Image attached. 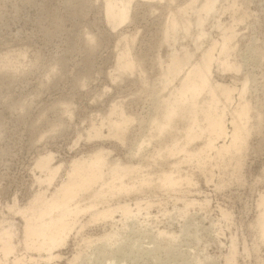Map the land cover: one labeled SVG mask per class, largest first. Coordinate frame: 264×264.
Instances as JSON below:
<instances>
[{
  "label": "rangeland",
  "instance_id": "rangeland-1",
  "mask_svg": "<svg viewBox=\"0 0 264 264\" xmlns=\"http://www.w3.org/2000/svg\"><path fill=\"white\" fill-rule=\"evenodd\" d=\"M191 1L135 0L131 20L113 29L106 20L104 0H0V58L14 55V60L10 57L13 68L9 64L3 69L0 62V263L23 258L26 264H230L235 242L236 264H264V241L256 226L258 200L264 193V0H219L218 12L206 17L204 30L195 24V12L203 1L199 0L185 9L192 21L190 35L178 31L167 42L164 32L170 10L184 8ZM201 32L206 36L197 44ZM230 32L236 36L226 51L220 53L219 47L215 51L212 78L236 88L248 80L245 98L251 104L248 125L253 132L241 159L234 149L222 155L206 149L202 158H196L194 154L212 134L207 136V132L185 146L190 119L183 120L180 112L174 115L177 120L167 127L176 129L165 128L167 133L154 121L163 120L162 102L180 86L197 55ZM89 36L95 39L93 47ZM126 37L138 60L130 73L118 79L116 59ZM187 51L195 52L193 62H182L180 74L167 84L160 61ZM227 61L238 67L228 69ZM160 95L167 98L162 101ZM208 99L207 91L196 98L201 112L207 110ZM239 99L236 92L233 108ZM154 103L163 108L157 111ZM115 104L134 118L125 133L127 139L107 138V124L105 136L96 137L93 124L107 122ZM215 107L219 110L223 105ZM154 111L160 113L156 116ZM198 113L202 124L203 112L201 117ZM113 116L124 118L118 113ZM231 118L227 111L230 133ZM142 140L145 146L136 154V143ZM224 143L230 139L216 141L217 146ZM181 144L186 151L167 153L168 147L181 148ZM99 149L107 153L109 162L130 167L129 174L114 182L135 189L93 206L90 195L81 193L71 205L79 208L78 214L65 216L68 227L61 244L41 245L42 238L29 241L24 232L26 220L37 217L40 210L29 209L33 199L43 193L49 200L66 179L72 161ZM46 155L52 156L53 166L60 167L51 183L49 172L37 165L38 158ZM237 157L244 165L233 174ZM164 171L182 179L181 186L161 187L159 177ZM110 180L108 174L105 182ZM102 186L107 187L104 180L93 184L94 188ZM124 206L128 212L122 210ZM8 229L10 238L3 233ZM8 244L13 247L6 252Z\"/></svg>",
  "mask_w": 264,
  "mask_h": 264
},
{
  "label": "bare ground",
  "instance_id": "bare-ground-1",
  "mask_svg": "<svg viewBox=\"0 0 264 264\" xmlns=\"http://www.w3.org/2000/svg\"><path fill=\"white\" fill-rule=\"evenodd\" d=\"M104 1H105V12H106V18H107L106 20L109 22L108 24L112 25L113 29H118L119 27L126 24V22L131 20L130 11L132 8V4L135 0H104ZM198 1L199 0H192L191 1L192 4H189L188 6H185L184 8H176L174 10L171 7L172 3H170V5H171L170 7L172 8L170 10V12L171 11L172 12L170 14L171 16H169L170 17V19L168 20L169 24H168V26L166 25L167 28L165 27L166 29L164 32V38L167 42L170 41V38L175 33L179 34V33H177L178 31H182L185 34V36L191 32L190 29L192 26V21L190 20L191 19L190 17H189L190 19L187 18L189 15L188 14H187L188 16L186 15L185 9L188 8L190 5L196 4ZM218 1L219 0H203L202 4L200 6H199L200 3L198 4V6H199L198 13L195 12L197 14V15H195V16H197V20L195 21L196 22L195 24L198 27L200 26V28H201L202 25L204 26V20L207 19L206 18L207 16L209 17V15L213 14L214 12H218V11H216L217 6L219 4ZM205 23H206V20H205ZM202 28H201V30H202ZM203 30H204V28H203ZM202 32H204V31H202ZM202 32L200 33V36L196 39L197 44H199L198 40H200L201 36L202 37L206 36V34L202 33ZM180 35H181V32H180ZM182 36H184V35H182ZM235 36H236V34L234 32L224 33L220 42L217 40L213 41L208 49L204 50L201 54H199V56L197 55V60L194 61V64H192L193 66L189 65V68L187 69L188 71H186L184 73V75L182 76V78H181L182 81L180 82V86L178 88H176V91H174V92L172 90L170 91V95H171V92H173L172 93L173 96L171 95V97L169 98L170 95H167L168 99H165L167 97L164 95L163 99H165V100L163 101V99H162L163 96L160 95L161 99L163 101L162 104H164L163 105L164 108L161 107V108H163V110H162L163 111V114H162L163 118H161L163 120L158 121L157 123L154 121V123L156 124V127L158 126L157 128H159L161 131H163V129H165V128L168 129V127H170L169 124H171L173 121L175 123V121L177 119L176 120H174V119L176 117H178V116H176V114H179V112H180L181 113L180 117L184 118L183 120H186L187 118L191 120V122L188 121L189 124H191L189 126V128L187 127L188 128L187 129L185 127L187 129V131H185L186 132V137H185L186 139L185 140L187 141V142L185 141L186 142L185 146L187 144L190 145L193 141L200 138L202 135L206 134L207 132H208L207 136H208V134H212V137H210V138L207 137L208 140L206 139L204 146L198 151V153L194 154V156L196 158L197 157L200 158L201 156H203V154L206 153V149H208V150L216 149L220 155H222V153L226 154L227 152H230L231 150L234 149L236 152V155L240 158V156L243 154L242 151L246 148V145L249 142L251 132H253V131H251V129H249V125H248L250 118H251V112H252L251 104H250V102L246 101V98H245V96H246L245 94L247 92L248 80L243 82V86L241 88H236V87H233L230 85H225V84H220L218 82H214L213 78H212V76H213L212 66H213L214 60H216L215 51L218 49V47L221 50L220 53L226 51ZM173 38H174V36H173ZM125 39H126V41H125V46L123 47V52L119 53L117 55V59H116V69L118 70L117 71L118 75H116L117 77L116 76L115 77L118 79L120 77L123 78L122 75L124 73H127V72L130 73L131 69H133L137 65L136 61L138 60V59L135 60V58L132 56L131 49L129 48L128 38L126 37ZM131 39H133V38H131ZM93 40H95L93 37H91V36L87 37L88 44L91 45L90 47H93V44H95V41H93ZM131 41H133V40H131ZM130 44H131V42H130ZM90 49L93 50L94 48H90ZM25 52H24V54H25ZM20 53H21V51H20ZM22 55H23V53H22ZM4 56L5 57H2V59L0 58L1 59L0 60L1 65H2V63H3V66L5 65L3 67V69H5L6 66H9V64L12 62L11 59L14 57V55H13V57L10 56L11 59H10L9 55L8 56L4 55ZM89 56H90V54H89ZM89 56H88V58H89ZM195 56H196L195 52L194 53L188 52V51L183 52V53L175 52L172 54L170 59H168L166 62H163L165 60H163V61L159 60L160 63L162 62L161 63L162 65H160L161 66L160 69L162 68L163 70H162V73L161 72L160 73L163 75L164 81H166L167 84L171 83V81L176 76H178L180 74V72L182 71V62L185 61V62L191 64L193 62L192 60ZM12 60H14V59H12ZM12 63H14V61ZM1 65H0V67H1ZM236 65L231 63L230 61L225 62V66L229 67L228 69H232V68L234 69V68L238 67ZM12 66L13 65H11L10 67H12ZM16 67H15V69H16ZM12 68H11V71L14 72L12 70ZM237 70H239V68ZM3 71L4 70H2V72ZM112 77H113V75H112ZM143 80H144V78H143ZM166 87H168V86H166ZM154 88H152V89H154ZM155 91H153V92H155ZM203 91L208 92L209 99L206 103L204 102L205 105L207 104L206 105L207 110L206 111L203 110L202 111L203 113H202L200 111L201 109L199 108L200 106H198L199 104L196 101V98ZM236 92H238L239 98H240L239 100H241V101H239L240 103L237 107L233 108L232 105H233V101H234V94ZM187 93H189L190 97L187 96ZM156 95H158V94H156ZM158 97H159V95H158ZM157 98L155 97V99H157ZM244 98H245V100H244ZM158 99H160V98H158ZM217 103H222V105H223L222 109L218 110V108L215 107V105ZM154 104H156V103H154ZM157 104L160 105V103H158V102H157ZM159 105H157V107H156L157 111L159 109H161L158 107ZM67 106H69V104L67 105V103H66V107ZM201 108L203 109V107H201ZM227 111H229L230 114L232 115V118H231L232 121L231 122L233 124L232 125L233 129H232L231 133L229 132L230 130L228 131V126H227V122L225 119V115H227ZM154 112L156 115V111H154ZM198 112H200V117H201V113L203 115L202 120L204 119L205 122L203 121L202 124L199 122L200 120H199V113ZM116 113H118L119 115H123L124 118L123 119L113 118L114 117L113 115H115ZM159 113H157V115ZM174 115H175V118H174ZM159 116L161 117V115H159ZM159 116H158V118H159ZM258 118H261V117H258ZM133 119H134L133 117L126 115V112L122 108L121 105L116 106V104H115L114 107L112 108V112L108 118V121L107 122L103 121L100 124H93L92 129L94 130V134L96 137H104L105 136L104 126L107 124L108 130H109V133L107 134V138L108 137H110V138L114 137L115 139L121 138V140H122L123 136H125V133H127L128 125H130L129 123ZM149 120H150V118H149ZM178 120H181V119H178ZM137 122H139V121H137ZM183 122H185V121H183ZM186 122H187V120H186ZM260 122L261 121H259V123ZM131 123H133V121ZM150 123H151V121H150ZM154 123L152 122L151 125H155ZM148 127H149V125H148ZM171 127H173V126L171 125ZM174 127L169 128V129L172 131L173 129H176V127L175 128ZM130 128H131V126H130ZM185 128H184V130H185ZM154 129H155V126H154ZM166 129H165V131L167 133ZM161 131H158V135H160V136H161V133H159V132H161ZM145 132H146V130H145ZM162 134H164V133H162ZM170 134H174V133L170 132ZM142 135H144V134H142ZM145 135L147 136V134H145ZM127 136L128 135L126 134V136H125L126 139H127ZM125 137H124V139H125ZM144 137L145 136H143V138ZM220 138H229L230 143L229 144L224 143L220 146H217L216 141L219 140ZM201 139H202V137H201ZM146 140H142V142L136 143L137 144V146L135 147L136 152L134 151L136 154L141 153V151L143 150V148L145 146ZM225 140L226 139H224V141ZM156 142H158V141L156 140ZM164 142L165 141H163V143ZM177 144L179 145V143H176V145ZM164 145H166V144H164ZM166 146H168V145H166ZM185 146H183L181 148H180V146H179V148L173 147V146H172V148L168 147V149H166V151H167V153H170V155L171 154L174 155V154H177V152L179 153L182 151L183 152L186 151L187 149ZM163 148H164V146H163ZM161 149L159 151H161ZM157 153H159V152H157ZM163 153H164V151H163ZM160 154H162V152H160ZM230 154H231V152H230ZM232 154H234V157H235V153H232ZM146 157H148V156H146ZM238 157H237V159L235 158L237 161L234 159L235 162H237V163L235 166V170H233V174H234V171L236 172V170H238V169H240V167H242L241 165H244L241 163L243 160L241 161L240 160L241 158L239 159ZM164 158H167V157H164ZM38 159H37L38 160L37 165L39 167H41L42 169H46L49 172V176L47 178V181L49 183H51L56 178V175L58 174L60 167L53 166V164H52L53 158L51 155L42 156ZM149 159L151 160V158H149ZM149 159H147L148 162H149ZM231 159L233 160V158H231ZM234 160H233V162H234ZM130 171H131L130 167H125V166H123V164H121L119 162L118 163L109 162L108 155L103 149L96 150L94 153L90 154L87 157H82V158L73 160L72 164L70 166V169L67 172L66 179L63 180L58 191L55 192L49 200H47L45 198L43 193L37 195L33 199L34 203H33L32 207H30L29 209H38L40 207V210L38 211L37 217L35 216L33 218H29L26 220V226L24 228L25 229L24 232L26 234L25 236H27V239L29 241L30 240L32 241L33 239H37V238H42L43 242L41 243V245L45 244V243L49 244L50 246H56V245L61 244L64 241L63 234L66 232L67 227H68V221L65 219V216L67 214L77 215L79 212L78 207L72 208V206H71L74 203L76 197L81 193L82 194L88 193V195H90V196H88V198L89 199L91 198V200H90L91 206H93L92 204L96 205L101 201H104V200L107 201L108 197L114 198V196H116L119 193L128 192L130 190H133V189H135V186H127L123 183L116 184L114 182V180L120 178L124 173L129 174ZM164 172L163 173L161 172L162 174L159 173L160 179L159 178L158 179L161 181V185H162L161 187H165V189H166V187L169 189L170 188L175 189L177 186H179L180 183L182 184V179L180 181V180H178V178H175L172 175L173 174L172 172H165V173ZM108 174L111 176V180L105 182V178ZM185 178H188V177H185ZM190 179L191 178L189 177V180H186V179L185 180L189 183L191 181ZM102 180H104V184H107L106 188L103 186L101 188H94L93 187V184L95 182L102 181ZM181 184H180V186H181ZM258 205H259L258 207L260 208V211H259V216H257L258 221H257L256 226H258V230H259L258 233L261 236V240L264 241V193H262L260 195V198L258 200ZM122 210L124 212H128L129 208L127 206H124V207H122ZM3 233H4L6 238L12 237V231L9 229L5 230ZM5 240L6 239H4V241ZM232 245H233V247H231L232 252L230 253L231 255H230L228 261L230 264H236L235 263V255H236L237 249L235 247V242ZM33 246H35V245H33ZM12 247H13L12 244H8L4 247V250L6 252L11 251L10 248H12ZM0 264H5V263H0ZM10 264H26V261L23 258H16Z\"/></svg>",
  "mask_w": 264,
  "mask_h": 264
}]
</instances>
